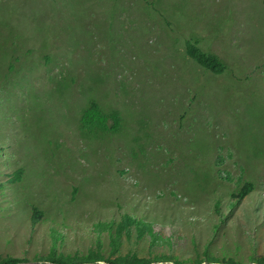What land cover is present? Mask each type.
I'll return each instance as SVG.
<instances>
[{
    "label": "rangeland",
    "instance_id": "1",
    "mask_svg": "<svg viewBox=\"0 0 264 264\" xmlns=\"http://www.w3.org/2000/svg\"><path fill=\"white\" fill-rule=\"evenodd\" d=\"M192 40L226 71L191 61ZM90 101L119 114V133L80 131ZM218 157L264 193V0H0V181L24 170L0 191L1 256L48 253L52 221L32 227L29 203L73 224L148 197L203 248L212 195L230 191ZM234 232L226 226L212 253L231 252ZM76 241L64 252L87 244ZM241 241L236 259L251 264L252 240ZM174 250L192 253L186 242Z\"/></svg>",
    "mask_w": 264,
    "mask_h": 264
},
{
    "label": "trees",
    "instance_id": "2",
    "mask_svg": "<svg viewBox=\"0 0 264 264\" xmlns=\"http://www.w3.org/2000/svg\"><path fill=\"white\" fill-rule=\"evenodd\" d=\"M185 54L197 66L213 75H220L227 69L219 57L203 52L199 48V42L195 40L186 43ZM121 127L119 114L103 111L95 101L88 103L79 118V129L88 136L117 134ZM215 168L217 181L225 184L230 191L225 201L217 191L212 195L214 201L211 203V212L207 214H213L208 217V221L214 224L210 226L211 236L203 248L199 247L196 238L179 236V230L172 224L173 218L167 216V213L162 211V215L152 210V206L159 207V197H148L144 203L142 199L132 198L124 203H117L114 210L109 211L112 214L109 218L73 224L65 216H46L39 205L29 203L27 206L32 227L46 220L52 221V226L46 231L51 242L48 253L34 256L31 261L35 264H243L238 262L236 255L242 250L241 237H244L252 240L248 249L251 263L264 264V193H258L255 185L242 172L233 174L227 169L221 157L217 158ZM23 174V169L9 172V180L0 181V191L8 188L9 184L22 182ZM181 209L185 212L190 210ZM187 221L191 225L197 223L191 218ZM226 226L235 230L233 249L226 239L224 249L231 252L213 254L210 244ZM70 228L74 232L72 237H69ZM166 229L169 230L168 235H165ZM223 236L227 238L226 233ZM258 239H263V243H259ZM70 240L81 243L87 241V244L78 247L74 252H64L65 243ZM180 242L190 243L192 253L185 260H180L173 254L174 248ZM59 248L63 250L58 251ZM27 261L12 255H0V264Z\"/></svg>",
    "mask_w": 264,
    "mask_h": 264
},
{
    "label": "water",
    "instance_id": "3",
    "mask_svg": "<svg viewBox=\"0 0 264 264\" xmlns=\"http://www.w3.org/2000/svg\"><path fill=\"white\" fill-rule=\"evenodd\" d=\"M19 264H35V262H23V263H19ZM100 264H104V263H100ZM167 264V263H165ZM251 264H254V263H251Z\"/></svg>",
    "mask_w": 264,
    "mask_h": 264
}]
</instances>
